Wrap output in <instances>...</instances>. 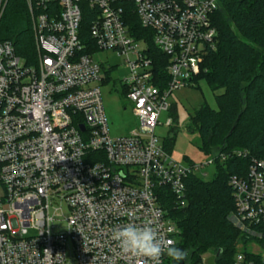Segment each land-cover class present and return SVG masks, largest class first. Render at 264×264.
<instances>
[{
    "label": "built area",
    "instance_id": "1",
    "mask_svg": "<svg viewBox=\"0 0 264 264\" xmlns=\"http://www.w3.org/2000/svg\"><path fill=\"white\" fill-rule=\"evenodd\" d=\"M6 3L0 0V18ZM24 4L34 61L27 64L10 41L0 42V264H153L124 253L113 230L148 224L175 245L179 231L160 194L183 208L190 177L235 159L247 164L227 181L228 219L264 249V160L215 148L202 164L178 163L154 135L159 115L170 108L167 98L192 82L205 50L215 47L219 0ZM139 27L146 32L141 37ZM150 45L162 57L164 81L156 77ZM103 51L122 60L124 78L113 80L116 65L94 60ZM109 81L119 84L136 120L125 136L109 135L100 92ZM231 264H264V256L237 251Z\"/></svg>",
    "mask_w": 264,
    "mask_h": 264
},
{
    "label": "trees",
    "instance_id": "2",
    "mask_svg": "<svg viewBox=\"0 0 264 264\" xmlns=\"http://www.w3.org/2000/svg\"><path fill=\"white\" fill-rule=\"evenodd\" d=\"M89 20L86 17L81 26L86 42ZM212 25L217 32L215 47L205 50L200 71L192 82L204 79L211 91L222 93L215 96V110L201 104L188 115L185 128L199 133L203 141L200 151L241 149L264 160V0H219ZM144 34L139 27V37ZM3 41H10L27 64L34 61L24 0H7L0 18V42ZM148 52L158 63L156 77L164 81L161 55L152 45ZM246 164L247 160L235 159L217 165L210 181L190 177L183 208H174L170 195L160 194V205L179 231L174 246L187 252L185 264H201L206 252H210L206 264H231L239 243L246 242L228 219L233 201L227 184L231 175L244 172ZM179 262L166 259L167 264Z\"/></svg>",
    "mask_w": 264,
    "mask_h": 264
},
{
    "label": "rangeland",
    "instance_id": "3",
    "mask_svg": "<svg viewBox=\"0 0 264 264\" xmlns=\"http://www.w3.org/2000/svg\"><path fill=\"white\" fill-rule=\"evenodd\" d=\"M94 60L108 65H116L111 78H124L126 70L122 65V60L117 58L112 52H98L94 55ZM102 107L107 121L109 135L119 137L127 135L136 126V120L132 115L131 106L125 99L117 82L109 81L100 86ZM222 93V90L211 91L204 79H198L189 85L180 87L172 91L167 98L170 109L162 112L158 117V125L154 130V135L159 143L169 146L173 160L178 163L202 164L210 159L212 152L200 151L203 141L197 131L190 133L186 130L188 115L194 112L201 104H206L211 110L216 109L215 96ZM168 118L173 119L170 126L165 122ZM215 169L213 166L202 167L197 175L204 181L212 180ZM202 174H205L203 176ZM240 245V246H239ZM237 251L253 252L264 256V249L254 240L240 242ZM210 252L202 255L208 259ZM201 258V259H202Z\"/></svg>",
    "mask_w": 264,
    "mask_h": 264
},
{
    "label": "clouds",
    "instance_id": "4",
    "mask_svg": "<svg viewBox=\"0 0 264 264\" xmlns=\"http://www.w3.org/2000/svg\"><path fill=\"white\" fill-rule=\"evenodd\" d=\"M112 238L124 253L148 258L153 264H160L164 255L173 261H181L187 255L185 250L174 246V241L168 240L165 244L157 230L148 224L128 223L114 229Z\"/></svg>",
    "mask_w": 264,
    "mask_h": 264
},
{
    "label": "water",
    "instance_id": "5",
    "mask_svg": "<svg viewBox=\"0 0 264 264\" xmlns=\"http://www.w3.org/2000/svg\"><path fill=\"white\" fill-rule=\"evenodd\" d=\"M235 128V125L231 128L230 132L228 133V136L231 135V133L233 132ZM178 264H185V258L183 260H181Z\"/></svg>",
    "mask_w": 264,
    "mask_h": 264
},
{
    "label": "crops",
    "instance_id": "6",
    "mask_svg": "<svg viewBox=\"0 0 264 264\" xmlns=\"http://www.w3.org/2000/svg\"><path fill=\"white\" fill-rule=\"evenodd\" d=\"M113 80H115V79H113ZM112 82V81H111ZM121 92L124 94V92L121 90ZM170 109V108H169ZM173 120V119H172ZM166 147H167V149H168V151H169V149H170V147L169 146H167L166 145ZM170 152V151H169Z\"/></svg>",
    "mask_w": 264,
    "mask_h": 264
}]
</instances>
